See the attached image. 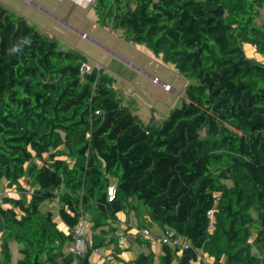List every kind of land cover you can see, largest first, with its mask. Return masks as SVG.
<instances>
[{"label": "trees", "instance_id": "1", "mask_svg": "<svg viewBox=\"0 0 264 264\" xmlns=\"http://www.w3.org/2000/svg\"><path fill=\"white\" fill-rule=\"evenodd\" d=\"M263 6L97 0L99 24L122 29L126 41L144 44L193 81L161 123L145 124L103 68L82 73L87 56L61 50L57 37L0 5V264H13L12 242L22 255L15 264H96L95 250L120 251L116 223L126 212L137 217L138 231L151 221L189 242L180 255L162 244L160 264H191L200 252L213 264H257L252 245L264 253V62L245 46L264 55ZM5 184L16 194L4 193ZM46 203L58 205V217ZM82 216L91 243L75 255L67 248ZM153 258L143 253L125 264Z\"/></svg>", "mask_w": 264, "mask_h": 264}, {"label": "rangeland", "instance_id": "2", "mask_svg": "<svg viewBox=\"0 0 264 264\" xmlns=\"http://www.w3.org/2000/svg\"><path fill=\"white\" fill-rule=\"evenodd\" d=\"M73 0H0V5L20 14L27 18L29 22L35 24L37 28L46 36H55L59 40L60 49L64 51L77 50L82 52L89 58V64L92 68H103L104 72L111 73L120 85H125L126 80H129V75L136 77L139 72L133 68L132 64L147 69L149 71L156 70L152 78H159L165 82V79L171 84L172 90H177L179 93L185 83V77L176 72L171 64L161 61L144 44H137L133 41H126L124 31L122 29H113L111 26H103L98 23V13L94 6L84 8L79 5L74 7ZM258 24H264V6L260 10V15L257 19ZM85 34V37L83 36ZM247 55L264 62V55L257 53L255 47L246 45ZM148 57L153 59V62ZM130 62V63H129ZM164 67L162 69V67ZM162 74V76H161ZM142 83L145 82V77L140 75ZM180 76V77H179ZM124 78V80L122 79ZM182 78V79H181ZM140 80V77H139ZM188 80V83H192ZM167 83V82H165ZM121 91V90H119ZM164 91L161 85H156L153 81H146L145 88L137 87L133 100L134 104H129L133 111L141 108L143 114H140L145 124L151 122V116L156 118L154 111L158 110L161 119H157L155 123H161L167 115L168 107L173 102L175 96ZM179 102V104H178ZM176 106L181 104L178 101ZM154 106L155 108H152ZM148 113H147V112ZM165 114V115H162ZM4 193L16 194L15 187H7L6 184L2 189ZM44 210H51L58 217V205L56 203H46ZM143 211V210H142ZM255 221L252 223L253 233L256 234V229L259 227L257 214L253 212ZM153 228L157 226L153 224ZM253 242V239L251 240ZM19 244L12 242V263L15 264L22 258L19 253ZM70 247L67 249L69 250ZM261 247L252 245V254L257 264H264L260 261ZM264 251V250H262ZM176 264V263H175ZM191 264H194L192 262ZM210 264V263H207Z\"/></svg>", "mask_w": 264, "mask_h": 264}, {"label": "crops", "instance_id": "3", "mask_svg": "<svg viewBox=\"0 0 264 264\" xmlns=\"http://www.w3.org/2000/svg\"><path fill=\"white\" fill-rule=\"evenodd\" d=\"M72 3H73V1H72ZM73 5H74V7L76 6L74 3H73ZM158 57L161 59V61H163L162 55H159ZM148 59L151 60L149 62V64H151L153 62V59L150 58V57H148ZM131 64H132L133 68L138 70L139 73L136 74L137 76L135 78L132 77V75H129L128 76L129 80L125 79V81H126L125 85L118 84L116 79L109 72V75L112 78H114V80H115L114 88L116 89V91L122 97L124 104L126 106H128V107H130V105H129L130 103L131 104L135 103V101L133 100V97L134 96H138V95L135 94V91L137 90V87L140 86V87L145 88V82L146 81H151L152 80V76H156V75H153V74L157 73L156 70H154L153 68H152L151 71H149V70L143 69L142 67L137 66V65H135L133 63H131ZM163 68L164 67H162V69ZM172 68L177 72V70L175 69L174 65H172ZM140 75H143L145 77L146 80H145L144 83H142V78H141ZM161 76H162V74H161ZM139 77H140V80H139ZM122 79L124 80V78H122ZM184 81H185V83L183 84L182 90L179 93H177L176 89H173V91L170 92L171 95L175 96V98L173 99V102L168 107L167 115L169 114L171 109L176 107V104H177L178 101H180L182 103V101L184 100V98H185V88L189 84L187 78ZM165 82L169 83V81L167 79H165ZM119 90H121V91H119ZM178 104H179V102H178ZM151 107L155 108L154 106H151ZM130 108L132 110V107H130ZM133 113L136 114L142 120V117H141L142 115L140 116V114H143V111H141V108H137L136 111H133ZM154 114H156V118L154 116L150 115L151 122H154L158 118L159 119L162 118L160 116L158 110L154 111ZM162 115H165V114H162ZM167 115H165V116H167ZM144 218L147 219L146 216ZM139 224L140 223H138L137 217L135 216V214L133 212L120 213L118 215V222L116 223V225L119 227L118 234L121 237H123L124 232H128L124 236L127 239L126 247L125 248H121V247L118 246L120 251L115 250L114 246H109V247L100 249V253L99 254H95V253L92 254L91 261L93 263H96V264H103V263H105V259H104L105 255L111 254L114 257V264H125L127 262H131V261L135 260L140 254L144 253V254H153L154 264H160V259H161L162 255H163L162 244L159 241L153 242V241L145 238L142 235V233H141L142 230L138 231V229H137V225H139ZM153 224L154 223H152L150 221V223L147 224L148 225L147 228L150 230L152 235H154L155 237H160L164 233V230L161 229L156 224L155 225L157 226V228L154 229L153 228ZM86 234L91 238V231H90L89 228L86 229ZM11 244H10V248H11ZM68 251H71V248H69ZM178 255H180V254H178ZM207 263L213 264L214 263V259L211 258V257H208L207 255L203 254L202 252L199 253L197 261H194V264H207Z\"/></svg>", "mask_w": 264, "mask_h": 264}, {"label": "built area", "instance_id": "4", "mask_svg": "<svg viewBox=\"0 0 264 264\" xmlns=\"http://www.w3.org/2000/svg\"><path fill=\"white\" fill-rule=\"evenodd\" d=\"M96 2L97 0H73L74 4L84 7V8H89L90 6H94ZM83 36L85 37V34ZM91 70H92V67L90 66L88 62L83 63L81 67L82 73L90 72ZM152 81L156 85H161L164 91L170 92L172 90L171 84L165 83L164 81H161L157 77L152 78ZM115 195H116V185H113L109 188L108 199L112 201ZM210 216L212 217L211 213H210ZM86 222H87V217L82 216L78 225L74 229L76 240H75L74 245L71 248V251L75 255L84 254L90 246L91 238L85 233V230L87 227ZM141 233L145 238L153 242L159 241L163 245L176 249L178 254H181L184 250H186L190 246L189 242L184 237L177 235L174 232L169 231V230L164 231V233L160 237H155L154 235H152L149 229H144L142 230ZM126 244H127L126 237L124 236L121 237L119 239V247L125 248ZM94 253L99 254L100 250L99 249L95 250ZM104 259H105L106 264H114L113 255L111 254L105 255Z\"/></svg>", "mask_w": 264, "mask_h": 264}, {"label": "clouds", "instance_id": "5", "mask_svg": "<svg viewBox=\"0 0 264 264\" xmlns=\"http://www.w3.org/2000/svg\"><path fill=\"white\" fill-rule=\"evenodd\" d=\"M112 28V27H111Z\"/></svg>", "mask_w": 264, "mask_h": 264}]
</instances>
